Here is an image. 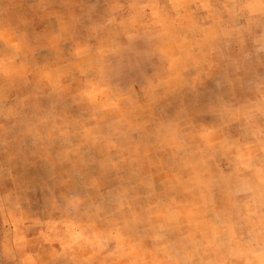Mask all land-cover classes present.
<instances>
[{
	"label": "rangeland",
	"instance_id": "374dc122",
	"mask_svg": "<svg viewBox=\"0 0 264 264\" xmlns=\"http://www.w3.org/2000/svg\"><path fill=\"white\" fill-rule=\"evenodd\" d=\"M257 2L0 0V264L255 260Z\"/></svg>",
	"mask_w": 264,
	"mask_h": 264
},
{
	"label": "clouds",
	"instance_id": "9594fccd",
	"mask_svg": "<svg viewBox=\"0 0 264 264\" xmlns=\"http://www.w3.org/2000/svg\"><path fill=\"white\" fill-rule=\"evenodd\" d=\"M248 7L253 10L264 11V2H260V0H258L257 3L249 4ZM4 39L6 41L8 40V37L6 34L4 36ZM131 66L132 65L130 64L129 67ZM121 71H122V66L118 64L115 67H113L112 74L119 75ZM100 75L103 78L107 75V73L103 69H101ZM89 93H86V94L89 95ZM219 106L223 114H228V115L233 114L232 109L224 100L222 99L219 100ZM241 111H242V114L246 115L248 118H254L255 115L257 114L260 116H264V89L261 90L259 97L255 99L248 106L246 110H241ZM261 227L264 228V221L261 222ZM259 235L261 237H264V231H261ZM247 254L255 256V260L249 261V264H264V240L261 241L258 249L249 247Z\"/></svg>",
	"mask_w": 264,
	"mask_h": 264
}]
</instances>
